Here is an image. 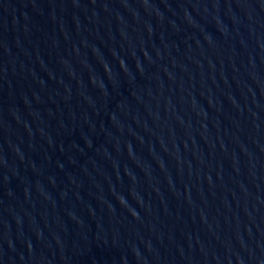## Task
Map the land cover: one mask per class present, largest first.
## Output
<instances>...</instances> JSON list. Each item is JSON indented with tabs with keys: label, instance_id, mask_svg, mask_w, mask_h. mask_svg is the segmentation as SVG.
<instances>
[{
	"label": "water",
	"instance_id": "water-1",
	"mask_svg": "<svg viewBox=\"0 0 264 264\" xmlns=\"http://www.w3.org/2000/svg\"><path fill=\"white\" fill-rule=\"evenodd\" d=\"M0 264H264V0H0Z\"/></svg>",
	"mask_w": 264,
	"mask_h": 264
}]
</instances>
